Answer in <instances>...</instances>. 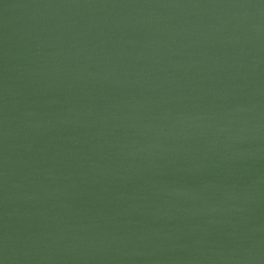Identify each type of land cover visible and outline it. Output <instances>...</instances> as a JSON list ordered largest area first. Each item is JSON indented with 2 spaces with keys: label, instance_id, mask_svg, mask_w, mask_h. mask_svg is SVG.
Here are the masks:
<instances>
[{
  "label": "water",
  "instance_id": "obj_1",
  "mask_svg": "<svg viewBox=\"0 0 264 264\" xmlns=\"http://www.w3.org/2000/svg\"><path fill=\"white\" fill-rule=\"evenodd\" d=\"M0 264H264V0H0Z\"/></svg>",
  "mask_w": 264,
  "mask_h": 264
}]
</instances>
